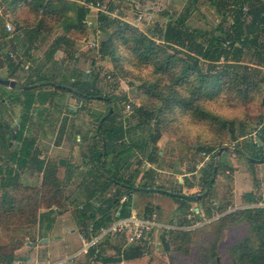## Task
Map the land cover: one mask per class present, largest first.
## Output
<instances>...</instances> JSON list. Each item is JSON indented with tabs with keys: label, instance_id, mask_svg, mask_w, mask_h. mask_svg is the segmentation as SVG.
Returning <instances> with one entry per match:
<instances>
[{
	"label": "rangeland",
	"instance_id": "374dc122",
	"mask_svg": "<svg viewBox=\"0 0 264 264\" xmlns=\"http://www.w3.org/2000/svg\"><path fill=\"white\" fill-rule=\"evenodd\" d=\"M31 1L14 0L12 3H6L0 0V46L3 48V51H6L7 56H10L9 52L12 51L13 53L19 52L18 56L23 55L25 57L26 53L24 52L26 50L21 49L22 46L20 44L22 40L21 35L25 29L31 30L32 27L41 25L47 28L48 31L39 35L35 40L36 45L33 47L35 50L34 52L32 51V56L46 59L52 42L60 36L65 37L68 40L66 41L67 44L64 45L67 51L63 48L64 50L60 49L55 54L58 59H63L62 71L67 76H70L74 69H78L79 73L74 76L76 82L86 80V78L95 79L96 87L100 92V97H94L92 104L88 107L85 106V111L82 110L77 113L67 108L68 105L78 106L81 103V100L77 99V95L70 90L73 88L72 84L74 79L70 78L65 81L66 87L68 88L62 90L58 95L61 104L59 103L58 106L54 107L56 111L51 110V112H47L46 114L43 113L51 128H56L58 121L59 126L67 127V133L65 135L67 138H63V143H65L69 151L66 149V151L57 153L58 155L49 157L50 160L52 159L50 162L52 165L50 166H54L57 169V175L61 179H65L69 174L73 177L71 182L64 186V196L67 199L63 201L59 214L67 213L66 215L68 217L75 220V227L81 231L83 227L77 221V218L80 215L81 205L87 201L85 197L87 191L86 186L91 180V177H86V174L97 165L94 163V159H91L90 155L87 154V150L88 147L99 142L100 120L110 109L109 102L105 98H101V96L110 98L115 111H117L118 106L120 107V109L118 108L119 118L130 127L128 123L129 117H131L135 107L143 102L141 94L143 92L142 87L144 81L156 79L152 66L140 63L128 49V44L122 43L119 39L122 32L129 31L125 29L126 26L124 23L128 22L141 30H148L156 22L160 23L163 19L167 20L170 14L176 15L185 11L187 8L186 10H192L190 20L194 24L202 28L207 27V29H210L211 26H216L219 22L220 15L218 16V14L216 15L210 10L206 5V0H103L108 5L107 11L105 12L110 18L117 20V23H111L107 27V32H115V57L110 59L112 64L110 67L100 60L99 54L101 42L106 37V31L101 29V22L98 18V13L102 10L90 11L84 27L71 28L65 31L66 23L64 21L62 22V17L58 18L57 16L49 15L44 21H41L40 12H35L30 4ZM71 1L77 2L75 0ZM81 1L80 4H83ZM151 7L154 8L152 12L155 13V16L152 15ZM117 10H119L118 13H116ZM141 12L147 14V16L142 22H139L137 21V17ZM227 16L226 25L230 27L233 14H231V18ZM66 17L71 20L75 19V10H68ZM7 23L12 24L11 30L7 28ZM119 25L122 26L121 31L117 30ZM92 40L98 43L94 48L88 46ZM158 42L168 46V50L172 53L180 50V54H186V45L180 47L176 44L164 42L159 38ZM17 45L18 47H16ZM253 56L252 50L246 49L242 54L241 60L243 61L240 64L244 65V62H246L254 68L255 64L251 63ZM14 58H17V55ZM14 61H17V59ZM201 61L203 67L208 63L207 60L202 59ZM27 62L28 60H26ZM36 64L34 63V65ZM50 65L51 63L48 69ZM25 70H28L27 72L31 71V69ZM239 70L242 73L244 68L242 67ZM83 71L86 77H82ZM83 83L81 88H84L86 81ZM1 86L2 84H0ZM2 87L4 88V85ZM251 94L253 97L247 102L220 96L217 99L208 97L204 103L210 111L214 112L220 118L234 120V129L238 137L236 140L232 138L228 123L222 125L218 120H212L211 118L203 120L191 112H185L180 108L163 115V123L160 125L159 130H155L160 131V137L155 150L144 153L136 152L131 157V168L128 169V173L137 174V178L141 175L140 182L146 181L148 184L154 186L169 187L171 190L176 189L181 192H183V188L188 183L190 185L194 184L195 186H191L193 188L195 187L192 189V194L206 195L208 187H205L203 184L201 176L208 169L210 163L213 162L216 164L217 161L215 150L210 151L208 147L212 146L215 149L221 148L222 146H230L229 149L224 150L220 155V169H217L215 173L216 181L213 188H210L209 191L211 194L205 203L206 206L210 205L213 207V217L209 218L204 215L200 218L198 213L192 216L194 209H191V206H196L197 203L200 205L202 199L195 201L187 200L188 202H185L182 201L184 200L182 197L176 198L160 191L135 192L133 201L130 202L131 204L132 202L134 203L133 209L139 215L146 216V206L150 205L153 207V212L157 214V220L162 225L153 227L152 238L134 243H127L124 236H108L106 256L121 255L123 258L120 263L111 262L108 264H126L125 258L132 255L139 246L147 254V264H208L207 260L203 257V253L205 252L204 245H206H203V237L212 231L215 226L214 220L224 212L227 213L228 211L247 206L248 204L244 203V194L250 191H253L258 196V202L254 203V205H264V160L262 162L254 161V163H251L242 152L237 150L238 146L246 149L245 146L250 145L252 142L256 150L261 149L264 153V139L260 136V133H263L262 127L264 125L262 93L254 88ZM125 95L128 99H122ZM128 102H131L132 105L129 110L127 109ZM0 110L3 111L1 105ZM62 113L63 115L61 116ZM65 113L68 114L66 118ZM43 114H37L36 117L40 118ZM100 116L102 117L98 120ZM151 122L154 123L155 118ZM141 132L142 130L139 129L136 135L138 136ZM53 135H51V140L54 138ZM78 136H81L82 142H78ZM248 148L250 150V146ZM2 151L0 147V154ZM75 151L79 154L76 155L74 153ZM69 152H71V155ZM59 155H65L70 158L69 160L71 162L68 166H60L57 163ZM150 156H155L156 159L152 160ZM1 159L3 160L4 158L0 156V161ZM41 178V172L34 166H30L29 169H26L22 173V182L25 185L39 186L41 184ZM179 178L182 180H179ZM133 182L139 183L137 179L133 180ZM109 191L112 194L117 193L115 192L116 190ZM154 195L169 198L170 201H165L163 202L164 204L158 205L157 203H153V201H149ZM98 202H95V204H98ZM224 208L227 209L222 212ZM51 210L50 213L58 215L54 209L51 208ZM202 211L205 212L204 207ZM50 221L53 222L54 217H51ZM169 228H200V234L202 236L199 235L196 237V241L193 242L190 251L186 254L182 251H175L174 249L169 251L164 249L162 241L163 234H167L166 237H168ZM2 231V242L4 241L5 243L0 246L14 245L18 239L25 242L23 246H27V242H31V245H33L39 239L37 225L33 227L16 226L12 229L3 228ZM248 233L249 228L246 222L227 227L222 231L217 246L218 264H233L229 248L243 239ZM76 238L77 234L72 233V227H68L65 229L63 238L55 239L52 237V241H59L56 242V245L64 248L66 244L76 242ZM28 247L25 248L27 251L22 256L30 255L32 249ZM36 253L33 251V256L31 257L33 262L37 257L35 255ZM79 254H82V252L77 251L70 258L58 263L72 264V261ZM88 254L90 253H85V255ZM46 255L47 247L45 244L39 256L42 259ZM85 255L80 256L84 258ZM80 256L78 258H81ZM172 258H174V262ZM87 260H90V258H87Z\"/></svg>",
	"mask_w": 264,
	"mask_h": 264
},
{
	"label": "trees",
	"instance_id": "16d2710c",
	"mask_svg": "<svg viewBox=\"0 0 264 264\" xmlns=\"http://www.w3.org/2000/svg\"><path fill=\"white\" fill-rule=\"evenodd\" d=\"M3 1L12 3L14 0ZM215 2L217 7L223 8L222 12L225 16L233 14V22L230 27L224 23L218 24L215 28V30H218V35H213L207 44L203 43L202 38L197 41L192 33L187 34L188 28H183L181 26L182 22H174L167 26L163 39L165 42H172L182 47L186 45L185 55L180 54V50L172 53L168 50V46L160 44L157 39L145 31L137 26H132L128 22L124 23L125 29L129 31L122 32L119 39L122 43L128 44V49L140 63L152 66L156 79L144 81L141 94L143 102L135 107L134 112L129 117L130 127L119 118V106V109L117 108V111L114 109L99 127V142L94 144V163L97 165L86 174V177H91L86 186L85 197L87 201L79 211L80 215L77 218V221L83 227L82 230L89 239L99 234L102 225L109 224L112 221L118 207L122 206L120 215L130 213L129 206L132 193L147 192V190H137L135 187L167 189L163 186L148 184L146 181L136 184L133 182L135 174L128 175L127 173V170L131 168V157L136 152L144 153L155 150L160 137V131L155 130H159L165 113L168 114L180 108L203 120L211 118L212 120H218L222 125L228 123L232 138L236 140L238 137L234 129V120L220 118L204 105L205 100L208 97L217 99V97L226 96L229 99L247 102L252 99L251 92L256 88L262 93V103L264 105V1L217 0ZM246 2L250 5L249 12L252 13L250 22L246 21L243 11ZM30 4L35 12H40L41 21H44L49 15L62 17V22L66 23L65 31L71 28L84 27L87 15L91 11L83 4L71 0H32ZM70 9L75 10V19H67V12ZM98 18L101 22V29L106 31V37L102 40L99 48L100 60L111 67L110 59L115 57V32H107V27L111 23H117V20L110 18L104 11L98 13ZM121 29L122 26L119 25L117 30L121 31ZM46 31L48 29L41 25L34 26L31 30L25 29L21 35V46L26 50L33 49L36 45L35 40ZM192 32L195 35L201 33L200 37H204L207 33L205 30L195 29H192ZM187 37L189 41H186ZM227 40L230 41V45L225 48L223 42ZM66 41L68 40L65 37L60 36L52 42L46 57V60L51 61L48 70L40 72V67L37 70L34 68L32 70L37 71V76L32 78L34 77L32 70L27 75L29 78H27L25 84L39 83V86L33 89H24L22 96L15 95L23 110L22 122L16 135V139L21 143L19 149L9 152L14 126L11 123H5L0 128V147L8 155L7 159L11 162L7 163V166L0 167V171L4 174L0 178L1 228L33 227L40 220L41 209L52 208L59 214L63 201L67 199L64 196V186L68 185L73 179L69 174L71 172L68 173L69 175L65 179L59 178L57 169L54 166H45V162L38 158L39 153L35 149L36 140L24 135L27 125L34 117L32 110L35 103L39 101L40 104H49L52 108L58 106L60 102L57 89H67L65 81L70 78L73 79L79 73L78 69H74L73 73L67 76L61 69L63 59H58L57 62L53 59L59 47L67 44ZM246 49L252 50L254 56L251 63L255 64L254 68L246 62H244L245 66L240 64L243 61L241 60L242 54ZM221 56H224L228 61L219 63ZM202 59L208 62L205 67H203ZM242 67L244 71L241 73L239 69ZM82 77H86L84 71ZM85 81L84 88H81ZM72 86L78 91H89L92 86L94 97L100 93L96 87L95 79L86 78V80L77 83L74 78ZM122 99L128 98L125 95ZM153 118H155L154 123L151 122ZM139 129L142 132L137 136L136 133ZM262 129L263 133H260V136L264 139V125ZM243 132L245 133L244 130ZM103 139L106 142L105 159ZM248 146H250V150ZM245 148L247 150L238 146L237 150L242 152L249 159V162L254 163L255 160L252 158L264 160V153L261 149L256 150L252 142L250 145H246ZM208 149L210 151L215 150V155L219 150V148L214 149L212 146ZM151 159L155 160L156 157L154 156ZM29 166L38 168L42 173L39 186L23 184L22 173ZM218 166V169H220V164ZM214 169L215 163L212 162L201 176L203 184L208 189L206 190L207 194L203 195L199 207L202 209L204 207L203 216L206 215L209 218L213 217V207L206 206L205 203L211 194L209 190L213 188L216 181ZM113 184L119 185L124 190H117L115 191L116 194H108V190ZM123 185L126 187H123ZM190 186H194V184ZM172 190L177 191L176 189ZM177 192L181 191L178 190ZM125 194L129 195V199L121 202V198ZM97 201H99L98 204H95ZM183 201L188 202L189 200L184 199ZM257 202L258 196L250 191L244 194V203L248 204L247 206L227 213L224 212L227 208L222 209L224 213L214 220L215 226L212 231L203 237V245L206 244L204 245L203 257L208 264H218L217 246L222 231L242 222L248 224L249 233L230 246L229 253L233 264H264V205H254ZM152 212L153 207L147 205L146 213L151 214ZM197 213L200 218L203 217L200 216L199 212L193 211L194 216ZM200 233V228H169L168 237H166L167 234L162 235L164 249L169 251L174 249L186 254L190 251L193 242L196 241V237L201 235ZM108 236L100 238L90 248L89 255L91 258L86 264L120 263L123 260L121 255L106 256ZM24 243L18 239L14 245L0 246L2 262L12 264L14 261L20 260L16 250ZM146 255L139 246L132 255L125 258L126 264H147ZM172 261L174 262V258H172Z\"/></svg>",
	"mask_w": 264,
	"mask_h": 264
},
{
	"label": "crops",
	"instance_id": "0c3cea01",
	"mask_svg": "<svg viewBox=\"0 0 264 264\" xmlns=\"http://www.w3.org/2000/svg\"><path fill=\"white\" fill-rule=\"evenodd\" d=\"M75 1L80 3L81 0H75ZM215 1H217V0H213V1L212 0H206V5L210 8V10L213 13H215L216 15L217 14H218V16L220 15L219 22L216 24V26H211L210 29H207V27L202 28V27L194 24L190 20L192 10H186L187 9L186 8L185 11L180 12L176 15L170 14V16L167 17V20L163 19L162 22H160V23L156 22V24H153V26L148 28V30H143V31H145L146 33H148L150 36L154 37L155 39L158 40V38H159L165 42V40L163 38H164L165 30H166L167 26L169 24H173L174 22H178V23L182 22L181 26L183 28H188L187 34L192 33L194 35V37L197 38V41H199L200 38H202L203 43L207 44L210 41V39L213 37V35H218V30H215V28L218 26V24L224 23L226 25V22H227L226 21L227 18L222 12L223 8L221 9V8L217 7V3ZM249 6L250 5L247 4V2L244 3V6H243L245 19L248 22H250L252 19V13L249 12ZM150 9L152 12V9H154V8L151 7ZM202 11H204V10L202 9ZM152 15L155 16V13L152 12ZM227 17L231 18V14H229ZM231 19H233V18H231ZM232 22H233V20H232ZM192 29L202 30V31L205 30V31H207V33L204 37H200L201 33H197V35H195L194 32H192ZM189 36L191 37L190 34H189ZM186 41H189L188 37H187ZM172 44H174V43H172ZM16 47H18V45ZM63 48L65 49V51H67L64 45L60 46L58 51H60V49L62 50ZM21 49H23L24 51L26 50L23 47H21ZM34 50L35 49L26 50L24 52V53H26L25 57L21 54H20L21 56H18L19 52L18 53L15 52V54L17 55V58H14V57H11L9 55L7 56L6 51H3V48L0 46V73H1L0 77L15 79L18 82V84L15 87H10V86L4 85V84H2V86L4 85V88L2 86H1L2 88L0 87V98H1L0 105L2 106V110H3V111L0 110L1 127H3L5 125V123H11L12 126H15V124L19 122V119L22 118L21 117L22 111H23L22 105H21L20 101L16 98L15 95L18 94L19 96H22L24 89H33V88H36L39 86V83L25 84V82L28 80L27 78H29L27 76V75H29V72H27L28 70H25V69H31L32 70V69L36 68V70H37L40 67V72H44V71L48 70V66L51 63V61H48V60L42 59V58H38L37 56L33 57L32 51L34 52ZM10 52H12V51H10ZM29 57H31V58H29ZM15 59H17V61H14ZM53 59L55 61L58 60L56 55L54 56ZM26 60H28L27 63H26ZM34 63H37V64L34 65ZM26 64H28L27 68H26ZM32 74L34 75V77H32V78H35L37 76V71L32 70ZM28 85H32V87H30V88L24 87V86H28ZM63 86L65 87L66 85H63ZM52 88H50V89H52ZM57 91L60 94L62 89H57ZM44 106L49 107L48 111H46L44 114H46L47 112H51V110L56 111L49 104H40L39 101L36 102L35 106L32 110L34 117L31 119V121L27 125V128H26L24 135H25V137H32L36 140L35 149L39 153L38 158L41 160H45L44 162H45V166H46V165H52L50 163L52 161V159L50 160L49 157L58 155L57 153H61L62 151H66V149L68 150V148L66 147L65 143H63L64 142L63 138L66 137L65 135L67 133V127H63L62 125L59 126V121H58L57 127L51 128V126L47 123V120H46V117L44 116V114L40 118L36 117L37 116V114H36L37 109L42 108ZM65 114H66L65 115V118H66V116L68 114L67 113H65ZM62 115H63V113L61 114V116ZM19 128H20V126H19ZM52 134H54L53 135L54 138L51 140L50 138H51ZM79 138H81V136H78L77 140H79ZM12 141H13V143L10 144L9 152L19 149V147L21 145V143L17 139H12ZM74 153L76 155L79 154V153L77 154L76 151ZM69 154L71 155V152H69ZM0 156L2 158H4L3 160L1 159V161H0V167L1 166L4 167V165L7 166V163H11L7 159L8 155H6V153L4 151L1 152ZM60 157L66 158L69 163L71 162L69 160L70 158H68V156L59 155V158ZM29 168H30V166L26 169H29ZM128 171L129 170H127V173H128ZM3 175L4 174H2V171H0V178ZM128 175H131V174L128 173ZM135 179H137L139 183L145 182V181H143V182L139 181L141 179V175L138 178H137V174L134 175L133 180H135ZM179 180H182V179L179 178ZM139 183H136V184H139ZM123 187H126V186L123 185ZM166 188H167L166 190H171L169 187H166ZM194 188L191 187L190 184L188 183L186 185V187L183 188L182 191H183V193L192 194V189H194ZM109 190H116V191L122 190L123 191L124 189L120 188V186L117 184H113L109 188ZM109 190H108V194H111ZM171 191H173V190H171ZM134 194H135V192L132 193V196H131L132 200L131 201H133ZM149 201H153V203H157L158 205H162V204H164L163 202H165V201L168 202V201H170V199L169 198H163L162 196H158V195L155 196L154 195V197H152V199L150 198ZM189 201H191V200H189ZM133 205H134V203L132 202V204H130V206H129L130 210L132 208H134ZM197 207L199 208L198 210H197ZM191 209H194L195 212H199L200 216H203V214H204V211H202V208L199 207L198 203L196 204V206H191ZM51 211H52L51 208L41 209L40 220L37 224L38 236H39L38 241L34 242L33 245H31L32 244L31 242H27L26 245L29 246L28 248H31L32 251L30 252V255H27L25 257L22 256V254L25 251H27V250H25V248L27 246H21L20 248H18L16 250V253L19 255L20 260H16L12 264H59L58 262H61L63 260L70 258L73 254H75L77 251H79V249L81 248V245L83 244V240L81 239L82 230L80 231L75 227V220H72V218L68 217L66 215L67 213L54 215V214L50 213ZM189 214H190V212H189ZM192 216H194V214H192ZM51 217H55L53 222L50 221ZM68 227H72V233L77 234L76 242L68 243L64 246V248H61L59 245H56L57 244L56 242H59V241L54 240L55 243H53L54 241H52V237H54L55 239L63 238L65 229ZM2 229L3 228L0 227V245L5 243L4 241L2 242V238H3ZM45 238H47L46 241H45ZM86 238L89 239L88 237H86ZM45 244L47 247V255H46V257L41 259L39 256V253H40L41 249L45 246ZM33 251H34V253L37 252L35 254L37 257L35 256L36 259L34 262L31 259V257L33 256ZM80 255H85V253L79 254V256ZM79 256H77V258L74 261H72L73 262L72 264H86L88 261L87 258H91L89 254L85 255L84 258H83V256H80L81 258H78ZM1 262H2V259L0 258V263Z\"/></svg>",
	"mask_w": 264,
	"mask_h": 264
},
{
	"label": "built area",
	"instance_id": "2783aa9c",
	"mask_svg": "<svg viewBox=\"0 0 264 264\" xmlns=\"http://www.w3.org/2000/svg\"><path fill=\"white\" fill-rule=\"evenodd\" d=\"M84 6L92 10H102L107 11L108 5L107 3L100 0H83L81 1ZM119 10L116 11L118 13ZM147 16V14H143L142 12L138 15L137 21L142 22L143 19ZM7 28L9 30L12 29V24L7 23ZM97 41H90L88 46L90 48H94L97 46ZM230 41L227 40L223 42V46L225 48L229 47ZM11 57L16 56L15 53L9 52ZM21 58V57H20ZM228 61L224 56H221L219 63H223ZM28 64H26V68ZM131 102L127 103V109L131 108ZM129 195L125 194L121 198V202L128 200ZM84 207V204L81 205V208ZM122 206L118 207L115 210V215L113 216L112 221L109 224H104L99 229V234L94 236L92 239H87L86 233L82 230L81 239L83 240V245L79 252L88 253L90 248L98 242V240L104 236H124L127 243H134L142 240H148L153 236V227L160 226V223L157 220V214L152 212L151 214H146V216H141L136 212L135 209H131L128 215H120V210ZM0 264H4L1 262Z\"/></svg>",
	"mask_w": 264,
	"mask_h": 264
},
{
	"label": "water",
	"instance_id": "95a60500",
	"mask_svg": "<svg viewBox=\"0 0 264 264\" xmlns=\"http://www.w3.org/2000/svg\"><path fill=\"white\" fill-rule=\"evenodd\" d=\"M0 84H4V85L10 86V87H15L18 84V82L15 79L0 77ZM24 87L25 88H30V87H32V85H28V86H24ZM72 107L74 109L76 108L75 106H72ZM48 109H49L48 106H44L42 108L37 109L36 112H37L38 115H40V114H43L46 111H48ZM113 109H114V107L112 105H110L109 112L107 114H105L100 120V126L103 123V121L113 112ZM21 122H22V118H20L19 122L16 123L15 126H14V130L12 131L13 139H16L17 130H18ZM12 143H13V141H11V144ZM103 144H104V159H105V157H106V142H105V139H103ZM229 148H230V146H222L221 148H219L218 153H217V161H216L215 169H214V175H215V173H216V171L218 169L219 158H220L221 153L224 150H227ZM252 159L255 160V161H258V162H262L263 161V159H256V158H252ZM66 163H67L66 158H63V157L60 158V164L66 165ZM136 189L147 190V191H151V190L160 191V192H164V193H167L169 195H172V196L182 197L184 199L191 200V201L200 200V199L203 198V195H201V194H187V193H183V192L171 191V190H166V189L156 188V187H152V188L136 187ZM198 209L199 208L197 207V210ZM46 240H47V238H45V241Z\"/></svg>",
	"mask_w": 264,
	"mask_h": 264
},
{
	"label": "flooded vegetation",
	"instance_id": "af4514ba",
	"mask_svg": "<svg viewBox=\"0 0 264 264\" xmlns=\"http://www.w3.org/2000/svg\"><path fill=\"white\" fill-rule=\"evenodd\" d=\"M92 88L93 87L91 86V90H89V91H81V90L78 91V90H76L74 88H71L70 90L73 91L77 95V99H80L81 103L78 106H75L76 107L75 109L72 107L74 105H68L67 108H69V109H71L73 111H76L77 113H79L82 110L85 111V109H86L85 106L86 107L90 106L92 104V101H93L92 99H94V93H93V89ZM97 97H100V96L98 95V96H96V98ZM101 98H105L109 102V104L112 105L111 100H110L109 97L101 96ZM0 100H1V98H0ZM81 140H82V138H79L78 142H82ZM78 146H79V144H78ZM93 149H94V145L91 146V147H88V150H87V154L90 155L91 159H94V150ZM89 152H90V154H89ZM82 155H84V154H82ZM60 158L58 159L57 163L61 166L62 164H60ZM68 165H69V162L67 160L66 165H62V166H68Z\"/></svg>",
	"mask_w": 264,
	"mask_h": 264
}]
</instances>
